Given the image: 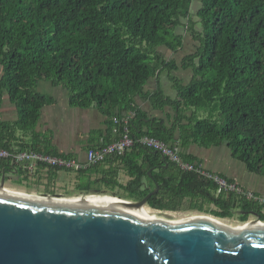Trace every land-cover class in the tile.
<instances>
[{
  "label": "trees",
  "instance_id": "trees-1",
  "mask_svg": "<svg viewBox=\"0 0 264 264\" xmlns=\"http://www.w3.org/2000/svg\"><path fill=\"white\" fill-rule=\"evenodd\" d=\"M198 1L201 4L195 11L202 30L194 34L196 50L183 63L192 66L193 77L185 85L174 79L178 91L174 99L159 87L151 96L157 104L173 106L179 120L190 108L205 112L204 117L179 125L182 144L195 141L208 147L224 143L249 171L264 175V0ZM192 3L0 0V97L8 93L18 109L13 123L0 121V134L9 132L12 137L8 127H14L33 137V144L26 148H48V140L38 139L34 127L42 106L51 98L33 89L39 79H47L64 84L71 105L98 106L108 124L114 116L121 118L133 109L136 113L129 122L132 135L174 142L175 127L167 128L156 118H143L144 112L131 103L159 67L169 71L177 67L174 61L161 58L159 47L174 52L182 47V34L173 31ZM129 170L135 173L123 187L129 198L140 200L154 189L153 185L144 187L147 176L160 184L159 191L147 200L152 208L176 210L177 201L185 197H192L193 210L202 208L204 200L222 204L223 200L209 191L216 185L196 173L164 175L170 168H160L149 175L148 168L130 165ZM197 195L204 200L199 201ZM225 205L216 216H229L232 207ZM246 208L243 205L241 209ZM257 211L264 219L260 209ZM246 218L240 217L243 222Z\"/></svg>",
  "mask_w": 264,
  "mask_h": 264
},
{
  "label": "water",
  "instance_id": "water-1",
  "mask_svg": "<svg viewBox=\"0 0 264 264\" xmlns=\"http://www.w3.org/2000/svg\"><path fill=\"white\" fill-rule=\"evenodd\" d=\"M165 158V157H164ZM0 179V264H264L260 213L233 228L204 217L145 219L119 206L10 193ZM140 200L121 198L128 206ZM20 193V192H19ZM246 222H251L247 220Z\"/></svg>",
  "mask_w": 264,
  "mask_h": 264
},
{
  "label": "crops",
  "instance_id": "crops-1",
  "mask_svg": "<svg viewBox=\"0 0 264 264\" xmlns=\"http://www.w3.org/2000/svg\"><path fill=\"white\" fill-rule=\"evenodd\" d=\"M182 37L184 45V35H182ZM197 44L198 41L196 46ZM161 58L165 59L166 62L170 61V63L174 61L177 67L171 71L159 67L154 75L144 84L142 93H135L132 97V106L144 112L145 115L143 118H156L157 120H161V122H163L162 124L167 128L175 127L174 142L169 141L166 143L177 146L181 156L185 160L202 164L206 169L210 170V172L218 173L228 181L236 183L242 190L252 191L255 195L264 197V175L249 171L242 161L233 157L231 151L225 150L223 146L227 147L226 144L223 143L205 147L199 145L195 141H190L186 144L181 143L179 125H186L188 124V120H195L196 118L204 117L206 114L202 108H190L183 112L184 118L179 120L178 113L173 106L154 102L151 95L156 91L157 87H159L166 96H171L170 98L173 96V99L175 95L177 97L178 91L175 87L176 82L174 78L176 79L177 77L175 75L182 72V67L175 57L164 54ZM1 73L2 68L0 65V76ZM188 74L189 73H185V77L186 80L191 77L189 80L190 82L193 73L191 71L190 74ZM41 80L42 79H39L34 85V91L51 98V102L42 106L40 117L34 127L36 137L42 140L47 139L49 142L48 148L41 152L62 154L74 157L79 161H84L88 149L110 143L120 136L122 126L115 122L114 119L116 116L113 117L112 124H108L107 117L98 106L91 105L89 107H81L71 105L69 91L62 83H54L47 80L44 89H47L48 92L36 91L35 87L42 84ZM129 111L133 112L134 115L136 113L133 109ZM134 115L129 119V122ZM17 118L18 109L16 105L11 101L8 93H2L0 97V121L2 124H11ZM1 131L3 130L1 129ZM8 131L14 133V135L10 137L9 132L3 131L2 134H0V147L12 151L30 149L26 148L33 144V137L30 136V134H25L14 127H8ZM4 145H6V147H4ZM213 147L218 148V153L215 151L213 152ZM224 152L228 154V156H226L225 163L221 164ZM211 158L215 160H210ZM129 165L140 166L144 169L148 168L147 172L149 175L159 172L160 168L165 170L170 168L169 171L162 173L164 175L180 171L160 153L152 149H145L141 146L134 145L128 149L124 155H110L96 165L78 172L46 165H39L33 172H28L23 169L21 165L14 163L12 160L0 158V179L4 176V187L9 188L8 190H16L22 193L26 192L27 194L51 195V192L55 191L67 193V191L76 190L79 191V193L74 196H79L84 193L96 194L99 191L101 193L104 192V194L99 195L116 196V194H108L107 191H112L113 193V189L119 187L125 192L123 187L135 176V173L129 170ZM6 180H10L9 184H5ZM143 180L144 187H148V185L154 186V189L151 191L156 189V185H158L160 189V184L151 180L150 177L147 176L143 178ZM211 183L214 184L213 182ZM60 195L64 197L73 196ZM120 198L123 197L121 196ZM189 198L192 199V197ZM196 198H198L199 201L203 200L199 195H197Z\"/></svg>",
  "mask_w": 264,
  "mask_h": 264
},
{
  "label": "built area",
  "instance_id": "built-area-1",
  "mask_svg": "<svg viewBox=\"0 0 264 264\" xmlns=\"http://www.w3.org/2000/svg\"><path fill=\"white\" fill-rule=\"evenodd\" d=\"M133 115L134 113L129 111L121 118L115 117V122L122 126L120 136L110 143L88 149L84 161H79L74 157L62 154L44 153L34 149L12 151L2 147H0V158H8L14 163L21 165L28 172H33L39 165L78 172L96 165L110 155H124L128 149L137 143L160 153L180 171L194 172L205 179L211 180L219 191H238L246 195L249 199L264 202V197H259L252 191L242 190L236 183L228 181L219 174H212L205 171L201 164L197 162L185 160L181 156L177 146L169 145L165 141L149 135L137 137L132 135L129 127V119Z\"/></svg>",
  "mask_w": 264,
  "mask_h": 264
},
{
  "label": "rangeland",
  "instance_id": "rangeland-1",
  "mask_svg": "<svg viewBox=\"0 0 264 264\" xmlns=\"http://www.w3.org/2000/svg\"><path fill=\"white\" fill-rule=\"evenodd\" d=\"M199 4H201V2H199L198 0H193L192 5H190V12L188 13L186 17H184L185 18L184 20L182 19L181 21L182 23L176 28V30L173 31V33L176 32V33H181L182 35H184V45H182V47L179 48L176 52L169 50V48L165 46L159 47V51L162 53V55L167 54L177 59V62L182 67L181 71L184 73L180 72L179 74H177L178 76L175 75L179 79L177 78L176 79L174 78V79L178 80L180 84H184V85L187 84L191 78L190 77L189 79L186 80L185 73L190 74L191 71L193 73V68L189 64L183 66V63L184 61H186V57L189 56V54L193 53L196 49L197 40L193 37L194 34L202 30L201 20L199 16H197L196 11H195L197 5ZM189 23L191 24V27L193 29L190 28ZM41 81H42L41 82L42 84H40L38 87H35V90L40 91V92H48L47 89H44V85H45V82H47V79H42ZM223 147H225V150L230 151L226 146H223ZM213 148H214L213 152L215 151L216 153H218V148L217 147H213ZM226 156H228V154L224 152L223 159L221 160V164L225 163L224 161L226 160ZM210 160H215V159L211 158ZM201 166L205 171L210 172V170L206 169L202 164ZM175 168L178 169L176 166ZM210 173L218 175V173H215V172H210ZM9 182L10 180H6L5 184H9ZM215 188H209V191L213 196H215V198H218V199L221 198L223 200L222 204H216L215 202L209 203L208 201L203 199L205 202V205L202 208L201 206H199L198 207L199 209L193 210V208H190L191 207L190 198L185 197V198H181L180 201H177L176 210H158L146 204L145 207H147L146 209L149 212L146 213L145 215L149 217H156V218H160L163 220L172 221V222L180 221V220L189 218L193 215H199V214L213 215L214 217H216L217 219L219 218L220 220L227 223L228 225H231V224L237 225V224L243 223V221H241L240 217L236 214V211L237 209L242 208L243 205H247L246 209H252V210L260 209L261 213L263 214L262 218H264V202L263 201L249 199L246 197V195L238 191H223V190L219 191V189L217 190V187ZM99 192H97L96 194H104V192L102 193L101 192L99 193ZM58 193L63 194V195H76V194L78 195L79 191L71 190V191H67V193L59 192V191L51 192V194H58ZM107 193L116 194V196H119V198L122 196L124 199L126 198L129 200H136L133 197L129 198V195L123 192L119 187H116L115 189H113V193L112 191H107ZM228 199H233V200L230 201ZM225 203L230 204V206L232 207L230 208L231 210H230L229 216L227 217L216 216L218 212H219L218 214H220L221 210L226 209ZM246 217L247 218L245 221L256 218V216L252 215L251 213L250 215ZM260 221L264 222V219H260Z\"/></svg>",
  "mask_w": 264,
  "mask_h": 264
},
{
  "label": "bare ground",
  "instance_id": "bare-ground-1",
  "mask_svg": "<svg viewBox=\"0 0 264 264\" xmlns=\"http://www.w3.org/2000/svg\"><path fill=\"white\" fill-rule=\"evenodd\" d=\"M6 189H9V188H6ZM10 193H14V194H18V195H25V194H22L21 192L19 193V191H16V190H9ZM26 193V192H25ZM30 196H33V197H37V198H40V199H44L43 196H40V195H30ZM87 200L88 202L92 203V204H96V205H104V206H107V207H115V206H119L121 208H124L126 210H128L130 213L136 215V216H139L141 218H145V219H159V220H163V219H160V218H156V217H149V216H146L145 214L148 213L149 211L146 209L147 207L145 206H128V205H125L123 202V200L117 196H111V195H99V194H94V195H88L87 197ZM54 200H64V201H74V202H81L84 201V198L81 197V195L79 196H70V197H61V198H53ZM152 216V215H151ZM192 217H204V218H207V219H210L212 221H215L217 223H220V224H223V225H227V226H231L233 228H242L246 225H251L255 222H253L251 220V222H243V223H240V224H237V225H228L227 223L223 222L222 220H220L219 218L217 219L216 217H214L213 215H203V214H199V215H193L189 218H192ZM163 221H167V220H163ZM169 222H172V221H169ZM263 224L264 225V222L261 221V222H257L256 224Z\"/></svg>",
  "mask_w": 264,
  "mask_h": 264
},
{
  "label": "flooded vegetation",
  "instance_id": "flooded-vegetation-1",
  "mask_svg": "<svg viewBox=\"0 0 264 264\" xmlns=\"http://www.w3.org/2000/svg\"><path fill=\"white\" fill-rule=\"evenodd\" d=\"M51 195H53V194H51ZM250 211H257V210H252V209H237V211H236V214L239 216V217H241V216H248V215H250ZM258 213H260V212H258ZM260 217H261V214H260Z\"/></svg>",
  "mask_w": 264,
  "mask_h": 264
}]
</instances>
